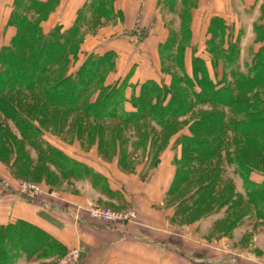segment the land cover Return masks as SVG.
<instances>
[{
	"label": "trees",
	"instance_id": "1",
	"mask_svg": "<svg viewBox=\"0 0 264 264\" xmlns=\"http://www.w3.org/2000/svg\"><path fill=\"white\" fill-rule=\"evenodd\" d=\"M53 1L59 2L14 0L7 25H15L17 31L10 44L0 47V145L14 155L12 165L18 172L33 171L38 164L54 166L66 178H87L112 196L119 192L111 189L108 176L56 146L40 125L57 121L66 125L74 116L79 121L76 125H80L77 135L83 133V125H91L86 129L88 136L100 137L102 142L106 125L134 128L142 137L139 143L144 149L159 141L153 138L154 129L159 127L161 136L165 131L183 132L177 141L180 150L173 161L174 176L168 193L199 173L205 183L196 191L202 198L224 195L230 202L233 186L229 185V189L228 185H220L219 163L224 154L249 188L250 198L264 207V182L257 185L250 179L261 162H247L249 150L264 152V98L260 91L264 88V42L243 71L235 65L239 46L228 21L211 17L205 41L211 72L208 61L193 45L192 18L186 25L183 12L180 33L160 44L161 70L171 76L170 83L147 79L134 84L128 94L130 76L107 83L108 75L116 69L117 56L113 51L91 52L71 71L81 52L84 27L88 28L94 19L123 18L114 1L87 0L70 26L59 23L45 30L41 23L48 18L47 9ZM188 3L184 2L185 8ZM166 4L173 8L175 1L166 0ZM257 29L263 28L255 25ZM188 48L193 50L191 74L186 67ZM221 62L223 71L228 68L229 73L223 72L219 78L217 69ZM172 64L179 66L182 73L173 71ZM127 102L131 110L126 108ZM7 121L15 124L19 136L4 127ZM145 127H151V131ZM94 128L98 131L94 132ZM109 140L107 144L115 147L116 139ZM27 146L36 152L35 161ZM121 157L125 158L123 163L129 161L124 155ZM67 251L52 235L31 223L17 220L0 224V264H12L21 253L60 258Z\"/></svg>",
	"mask_w": 264,
	"mask_h": 264
},
{
	"label": "rangeland",
	"instance_id": "2",
	"mask_svg": "<svg viewBox=\"0 0 264 264\" xmlns=\"http://www.w3.org/2000/svg\"><path fill=\"white\" fill-rule=\"evenodd\" d=\"M11 3L8 0H0V47L10 44L12 40L10 37L14 36L13 34L17 31L15 25H9L12 28L11 32H15L12 35L8 34V31L5 32L8 27V20L13 12ZM71 3L68 0L63 3L60 0L57 3L53 1L47 9L48 18L41 23L42 27L45 30L50 28L51 25L48 20L56 11L66 15L67 6ZM188 5L183 9L186 25L190 24L192 18L190 17V6L193 3L190 2ZM78 6H80V3ZM82 6L78 7V11ZM120 6L123 7L124 3L118 4V8ZM202 6L199 8L200 12L196 18L194 20L192 18L193 24L191 21L192 30H194L193 45L195 48L197 47L199 55H202L210 66V55L205 50V41L208 37V22L213 10L211 8L208 10L204 5ZM178 7L174 4V7L171 8V6L164 3V6H160L154 12L150 10L143 13L138 12L139 8L142 7L139 2H135L131 7L133 13L127 14L126 17L120 20L117 17L92 20L88 28L84 27L86 30L81 44V52L74 61L75 64L72 66L71 71H75L84 61L86 55L91 52L102 54L113 51L117 56L116 69L108 75L107 83H114L127 75L130 76L128 94L133 91L134 84H140L147 79H155L159 83L166 82L169 84L171 76L164 74L161 70L163 61L161 51L163 48L161 49L160 44L180 33L182 18L179 17ZM242 8L243 4L238 2L227 21L234 33V41H237L239 46L235 65L246 71L247 65L252 62L255 51L264 42V3L261 7V19L255 24L263 29H257L253 33H250L249 29L254 20V10L251 8L248 9V12H245ZM52 17L51 19H54V15ZM64 18L63 21L66 23V27L73 23V19L65 16ZM184 43L186 45L187 41H184ZM191 51H193L192 48H188L186 53V67L190 74L192 73ZM172 67L173 71L182 73L179 66L172 64ZM210 69L212 72L211 66ZM223 72L221 62L217 69L219 78L223 76ZM225 72L228 74L229 69L227 68ZM139 84L136 86L137 93L140 91ZM260 91L263 93L264 98V88ZM126 108L128 110L132 109L129 102L126 103ZM213 109H217V106ZM78 122V119L72 116L69 117L66 125H59L57 121L53 125L40 126L47 132V138L52 143L76 160L98 172H104V175L113 179L117 185L123 183L124 176L131 178L138 173H140V178L144 183L162 163L169 164L174 169L173 161L180 150L177 141L183 133L182 131L178 133L165 131L161 136L160 128L156 127L157 129H154V131L157 136L155 135L153 138H159V141L154 145H148L149 148L144 149L145 146H141V143H139L142 137L134 128L126 127L123 129L120 125H106V128H104L106 131V134H104L105 142H102L100 137L88 136L86 129L90 128L91 125H83V133L77 135L76 131L80 126L76 125ZM5 124L4 127L7 126L11 133L19 136L12 121H7ZM112 126L114 128H111ZM147 129L150 130L151 127ZM93 130L94 132L98 131L96 128ZM113 137L116 139L115 147L107 144L110 141L109 139H113ZM27 151L35 161L37 154L34 149L27 146ZM248 153L247 162H258L257 160L261 162H258L260 163L257 166L259 170H255L250 176L255 184L260 185L264 182V152L252 149ZM121 155H124L129 161L123 163L125 158H122ZM13 157L14 155H9L0 145V180L4 186L26 180L39 183L43 188L41 195L47 197L59 198L67 193L81 195V190L75 183L76 178L68 179L61 175L62 173L58 168L40 164L33 171L20 173L12 165ZM120 160L122 163H120ZM219 165L221 171L220 185L222 188L227 185L228 188L229 185L233 186L234 196L232 200L226 202L224 195L221 197L204 195L202 198L196 190L205 181L200 180L199 173H196L193 179L191 177L189 180L174 186V190L166 194L164 204H154L156 207L167 209V212L171 215L168 217L166 233L169 234L173 242L183 243L190 249V252L198 255L201 264L208 257H214L219 263L229 256L236 258L242 264H264V207L261 204H256L250 198L249 188L244 186L242 177L235 171V165L230 164L224 154ZM169 187H172L171 184ZM125 191L127 192L126 189ZM107 205L116 206L108 208L130 212L128 221L116 223L136 221L137 212L135 209L121 208L118 204L112 202L95 201V203L88 205L86 210L90 216L91 208L107 207ZM179 207L181 210H178ZM27 259L28 262L36 260L32 255H29ZM56 261L57 259L49 261L48 258H43L41 264H55ZM12 264H20V254L14 258Z\"/></svg>",
	"mask_w": 264,
	"mask_h": 264
},
{
	"label": "crops",
	"instance_id": "3",
	"mask_svg": "<svg viewBox=\"0 0 264 264\" xmlns=\"http://www.w3.org/2000/svg\"><path fill=\"white\" fill-rule=\"evenodd\" d=\"M8 1H11V5H13L14 0ZM60 1L63 3L65 0ZM68 1L72 3L68 4L66 15L56 11L53 13L54 19H51L53 18L52 15L48 20L51 25L50 28L59 23L65 26L64 16L74 20L78 7L80 8L87 0ZM113 1L115 8L122 12L123 17H126L131 12L133 13L131 7L135 2H139L142 7L141 9L139 8L138 12L143 13L150 10L154 12V10H158L160 6H164V3H166V0ZM174 1L175 5L179 6L177 9L179 17H181L185 7L184 2L188 1L193 3L190 6V14L193 20L200 12L199 8L204 5L206 9L209 10L211 8L213 10L210 18L219 16L226 21L230 17L231 11L234 10L235 5L240 2L243 4L242 9L245 12L253 8L255 13L254 20L250 24V33L256 32L255 24L261 19V7L264 3V0ZM79 3L80 6H78ZM120 3H124V6H120L119 9L118 4ZM117 19L120 20L121 17L118 16ZM11 30V26H8L5 32L7 33L8 31V34L12 35L15 31L11 32ZM12 37L10 38L12 39ZM173 176V167L162 163L144 183L140 178V173L136 176L134 174L131 178L124 176L123 183L120 185H117L113 179L109 178L111 189L119 192H114L115 194L112 196L94 186L89 179H80L75 181L79 190H81L80 196L67 193L59 198L41 195L35 199L21 197L7 189L0 180V224L14 223L17 220L25 221L48 232L66 250L81 247L83 264H201L198 255L190 252V249L183 243L173 242L169 234L166 233L168 217L171 216L167 209L154 206V204H164ZM99 200L118 204L121 208L135 209L137 212L136 221L131 223H103L92 219L88 215L86 208ZM107 207L116 206L107 205ZM164 232L166 234H163ZM28 256L26 253H21L20 264L43 263V258L39 257V253L33 254L32 256L36 260L30 262H28ZM58 257H49L48 260H54ZM203 264L242 263L236 258L229 256L219 263L214 257H208L203 261Z\"/></svg>",
	"mask_w": 264,
	"mask_h": 264
},
{
	"label": "built area",
	"instance_id": "4",
	"mask_svg": "<svg viewBox=\"0 0 264 264\" xmlns=\"http://www.w3.org/2000/svg\"><path fill=\"white\" fill-rule=\"evenodd\" d=\"M10 191L28 199H35L42 194L43 188L39 183L20 180L18 183L6 184ZM90 216L92 219L103 223L126 222L130 218L129 211H120L108 207L91 208ZM82 248L75 247L69 249L65 255L58 258L55 264H83Z\"/></svg>",
	"mask_w": 264,
	"mask_h": 264
}]
</instances>
